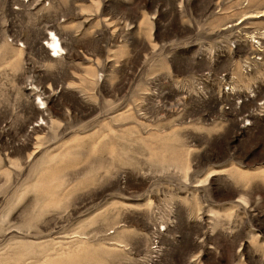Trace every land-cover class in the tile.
<instances>
[{
	"label": "rangeland",
	"instance_id": "rangeland-1",
	"mask_svg": "<svg viewBox=\"0 0 264 264\" xmlns=\"http://www.w3.org/2000/svg\"><path fill=\"white\" fill-rule=\"evenodd\" d=\"M0 264H264V0H0Z\"/></svg>",
	"mask_w": 264,
	"mask_h": 264
},
{
	"label": "bare ground",
	"instance_id": "bare-ground-1",
	"mask_svg": "<svg viewBox=\"0 0 264 264\" xmlns=\"http://www.w3.org/2000/svg\"><path fill=\"white\" fill-rule=\"evenodd\" d=\"M53 36L55 39H54V41L51 42L52 46H59V42H58L57 37H55V35H53ZM55 50H57V49H55Z\"/></svg>",
	"mask_w": 264,
	"mask_h": 264
}]
</instances>
